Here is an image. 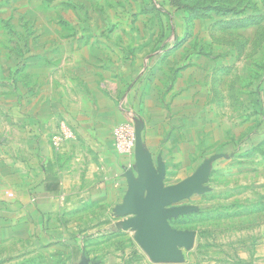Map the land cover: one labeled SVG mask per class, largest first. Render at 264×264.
<instances>
[{"label":"rangeland","instance_id":"obj_1","mask_svg":"<svg viewBox=\"0 0 264 264\" xmlns=\"http://www.w3.org/2000/svg\"><path fill=\"white\" fill-rule=\"evenodd\" d=\"M92 68L128 87L120 124L143 126L164 186L212 159L202 192L175 205L172 226L193 239L184 258L251 262L264 242V0H0V139L12 108L86 90Z\"/></svg>","mask_w":264,"mask_h":264},{"label":"crops","instance_id":"obj_2","mask_svg":"<svg viewBox=\"0 0 264 264\" xmlns=\"http://www.w3.org/2000/svg\"><path fill=\"white\" fill-rule=\"evenodd\" d=\"M87 72L91 78L84 81L86 90L64 84L63 91L47 94L44 101L18 104L12 108L15 113L5 115L0 264H190L186 258L153 262L135 233L121 227L130 216L117 210L125 202L128 183L137 181L135 150L130 156L118 155L112 133L129 115L119 105L128 87L121 90L118 83L107 82L103 71ZM140 126L136 129L146 159L154 169L159 164L165 168L156 147L145 144ZM11 130L16 136H10ZM169 223L174 228L172 219ZM128 238L131 245L120 243ZM248 257L241 264H264V242L253 251L251 262Z\"/></svg>","mask_w":264,"mask_h":264},{"label":"water","instance_id":"obj_3","mask_svg":"<svg viewBox=\"0 0 264 264\" xmlns=\"http://www.w3.org/2000/svg\"><path fill=\"white\" fill-rule=\"evenodd\" d=\"M134 150L137 181L128 183L125 202L117 210L119 214L130 216L121 227L135 233L137 243L148 252L153 262L182 261V249H190L193 239L190 234L172 228L169 221L186 211L175 204L193 193L202 192L206 169L212 159L200 165L190 178L165 187L164 166L159 164L157 169L152 168L150 160L145 157L139 129L135 130ZM80 264L87 262L83 260Z\"/></svg>","mask_w":264,"mask_h":264},{"label":"built area","instance_id":"obj_4","mask_svg":"<svg viewBox=\"0 0 264 264\" xmlns=\"http://www.w3.org/2000/svg\"><path fill=\"white\" fill-rule=\"evenodd\" d=\"M62 134L68 137V132L64 129ZM113 147L118 155L130 156L133 154L135 147V135L130 123H123L115 127L112 133ZM58 141L59 137H54Z\"/></svg>","mask_w":264,"mask_h":264}]
</instances>
